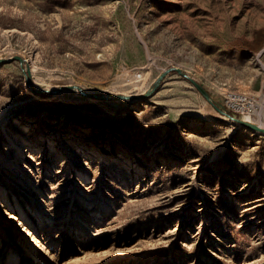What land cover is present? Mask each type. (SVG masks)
<instances>
[{"label": "rangeland", "instance_id": "obj_1", "mask_svg": "<svg viewBox=\"0 0 264 264\" xmlns=\"http://www.w3.org/2000/svg\"><path fill=\"white\" fill-rule=\"evenodd\" d=\"M262 29L264 0H0V264H264L232 118L264 126Z\"/></svg>", "mask_w": 264, "mask_h": 264}, {"label": "built area", "instance_id": "obj_2", "mask_svg": "<svg viewBox=\"0 0 264 264\" xmlns=\"http://www.w3.org/2000/svg\"><path fill=\"white\" fill-rule=\"evenodd\" d=\"M224 102L229 111L248 115L249 117L255 116L259 109L255 97L247 93L229 92Z\"/></svg>", "mask_w": 264, "mask_h": 264}, {"label": "water", "instance_id": "obj_3", "mask_svg": "<svg viewBox=\"0 0 264 264\" xmlns=\"http://www.w3.org/2000/svg\"><path fill=\"white\" fill-rule=\"evenodd\" d=\"M16 60H20L22 61V58L20 57H17L15 58ZM1 61H6V60H0ZM170 71H176L177 73H180L182 75H184L185 77L188 78L187 75L183 74L182 71L178 68H173L171 69ZM165 72L163 75H161V77L158 79L156 85H155V89H157L160 85H161V82L162 80L168 75V73L170 72ZM192 84L195 86V88L211 103H213L212 99H211V96L209 94V92L198 82L194 81V80H191ZM69 88H75V87H69ZM82 94L83 95H86V96H89V94L85 93L84 91H82ZM101 98H105L104 96H99ZM119 99H127L129 97H126V96H117ZM214 108L220 112V113H225V111L222 109V105L220 104H214ZM229 115V114H228ZM230 116V115H229ZM232 117V116H230ZM235 121H237L238 123H240L242 126L246 127V128H249V129H252L254 131H257V132H260V133H263L264 134V126L262 125H258V124H255V123H252L250 121H247V120H241V119H237V118H234L232 117Z\"/></svg>", "mask_w": 264, "mask_h": 264}, {"label": "trees", "instance_id": "obj_4", "mask_svg": "<svg viewBox=\"0 0 264 264\" xmlns=\"http://www.w3.org/2000/svg\"><path fill=\"white\" fill-rule=\"evenodd\" d=\"M256 37H257V43L256 44H257L258 49L260 50V49H262V47L264 45V29L257 31ZM230 114H232V113H230Z\"/></svg>", "mask_w": 264, "mask_h": 264}, {"label": "bare ground", "instance_id": "obj_5", "mask_svg": "<svg viewBox=\"0 0 264 264\" xmlns=\"http://www.w3.org/2000/svg\"><path fill=\"white\" fill-rule=\"evenodd\" d=\"M18 169L21 170L20 167ZM40 208L41 209H44V207L42 206V204H40ZM12 218H14L15 220L17 219L18 221H20V218L18 216H16L15 214L12 215ZM0 261H1V258H0Z\"/></svg>", "mask_w": 264, "mask_h": 264}]
</instances>
